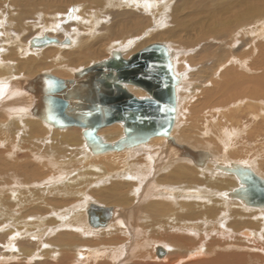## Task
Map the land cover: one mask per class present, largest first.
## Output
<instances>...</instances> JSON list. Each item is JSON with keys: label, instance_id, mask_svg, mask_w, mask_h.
I'll return each mask as SVG.
<instances>
[{"label": "bare ground", "instance_id": "1", "mask_svg": "<svg viewBox=\"0 0 264 264\" xmlns=\"http://www.w3.org/2000/svg\"><path fill=\"white\" fill-rule=\"evenodd\" d=\"M86 1H12V4L17 5L15 8L18 10L19 28L25 33L31 29L28 27L29 23L26 24L28 18L37 16L36 12L40 10L44 13L52 11L54 25L47 24L48 28L43 27L42 30L41 27L39 30H42L43 36L55 41L52 43L53 46L47 45L46 48L52 49L46 51L40 47H32L29 43L27 49L22 48L20 51V54L27 58L17 61L15 66H12L13 72L5 68L0 72V176L15 178V185L12 188L6 185L0 187V223L5 222L7 225L2 229L5 231L3 235L5 237L1 235V241H4L1 246L3 248L7 246L8 251L17 250L9 252L7 256L15 259L20 255L25 261L39 255V251L35 250L38 249L34 246L35 242L27 240L32 238L41 243L45 234L55 232V226L60 221L58 229L69 225L77 230L70 237L61 234L54 240L60 246L56 253L62 259L68 260L67 264L76 263L77 258L85 261H82V264L95 261L97 264H264V200L257 202L250 197L249 185L245 181L246 174H251L259 178L264 185V162L258 164L261 171L263 169L260 172L259 169H253V164L248 163L246 159L245 161L232 159L246 150L247 146L253 145L251 152L254 153L257 145L260 143L262 146L264 143V130L250 121H256L259 114L264 112V102L262 104L259 100L264 98V71L257 76L253 75L257 70L252 72L246 68L249 64L252 68L264 69V0L212 2L208 6L210 10L206 7L203 9L210 16L207 20H211L215 27L208 29L210 22L204 24L206 20H200L197 23L195 21L197 25H193L191 29L185 27L186 29L166 33L146 27L143 23L144 18L139 17L141 13L136 16V11L132 9L141 2L137 1L134 6L136 0H112L111 2L116 1L119 5L129 1L134 8H129L131 11H128L127 16L130 21L126 20L128 24L124 23L125 26L117 28H115L117 24L112 28L109 26L107 40L98 39L94 28H84V24L92 26L94 23L85 21L84 10L79 5ZM1 2L4 0H0V5ZM155 2L147 1L142 8L154 10ZM191 3L192 0H185L184 5L189 6ZM71 8L73 10L68 14ZM157 13L160 14L158 16L160 19L159 10L153 14ZM60 15L65 21L60 22V19H56ZM148 15L152 16L149 13ZM72 19L76 20V26L87 31L77 32L74 29L76 31L72 34L67 31L61 34L59 31L66 24L64 22H71ZM177 23L180 25L179 21ZM40 24L38 23L39 26L36 28L40 27ZM140 33L141 37L146 38L139 42V39H134V35ZM194 34H197L195 39L199 40L210 37L226 38L225 41L228 39L230 43L238 39L243 43L246 39L252 40V48L248 54L250 57L237 60L231 55L233 58H228L227 63L233 65L221 73L219 82L213 83L215 87L211 94L214 95L208 94L204 103L206 108L202 107L201 111L199 110L201 113L195 115V124L201 119L203 125L208 123L207 126L210 127L211 124H216L215 141H220L222 145L224 143V148L220 152L216 149L194 147L200 138L198 134L189 137L185 129L188 126L186 122L188 109L184 106L186 96L183 93L178 96V90L183 87L182 75L179 72L184 70L182 62L184 57L177 55L173 47L178 48L177 45L180 43L188 42L190 36ZM119 36L123 37L119 39L121 41L110 45V41H113V38L118 39ZM250 36L253 38H249ZM165 37L173 40L169 44L170 47L166 43H157L162 44L168 53L166 57L172 66L175 94V120L168 135H151L150 132L131 135L125 131L124 122H116L112 127L100 130L111 126L108 125L98 129L96 135L104 139L101 138V142L110 146L105 151H99V148L85 137L87 128L78 127L84 130L86 147L94 154L91 156L85 151L84 140L79 130L48 124L36 114L37 100L31 89L34 78L51 73L55 77L75 81L83 68L89 67V64L102 55L106 57L110 53L112 57L120 53L128 59L144 44ZM136 40L139 43H136ZM18 50L13 49L12 57H20ZM176 66L179 71L177 74ZM46 69H49V72H46ZM42 70L45 72L39 73ZM132 87L136 88L134 84L127 85L135 97L139 99L147 97L146 91L140 88L133 90ZM258 104L261 105L259 109ZM118 124L123 125V130ZM66 128L69 129L60 130ZM250 128L252 131L237 141L244 132L242 130ZM48 131L51 137H48ZM232 138H237L234 142L237 141L235 144L240 147L230 144ZM18 148H22L26 153L22 154L21 150L18 152ZM15 155L24 160L33 155V160L43 162L45 168L50 169L49 174L43 173L41 168L33 163L23 167L17 163L16 166L19 168L17 169L8 161ZM248 155L250 156V153ZM5 163L8 166H5ZM77 165L80 167L77 168ZM51 170L54 171L51 173ZM21 172L26 178L30 177L33 180L29 178L32 181H26L25 178L24 181H19L18 176H22ZM35 177L38 180L34 182ZM246 188L248 190H245ZM91 204L112 209L113 214L106 225L95 227L89 223V215L87 218L86 212H89ZM142 208L143 212L134 217L132 213ZM50 211L52 216L47 214ZM62 219L66 220L65 223ZM147 220L149 223L145 225ZM139 222H142L143 229L139 228ZM50 224L52 228H49ZM91 234H95L99 240L83 242L80 238ZM153 249L156 256L158 253L160 257L164 255L166 257L163 260L157 258L155 260L152 258ZM42 253L48 254L45 251ZM3 257L6 255L0 257V262L4 261ZM17 263L23 264L21 260Z\"/></svg>", "mask_w": 264, "mask_h": 264}, {"label": "rangeland", "instance_id": "2", "mask_svg": "<svg viewBox=\"0 0 264 264\" xmlns=\"http://www.w3.org/2000/svg\"><path fill=\"white\" fill-rule=\"evenodd\" d=\"M9 1V0H8ZM7 0H4V2H1L2 4L0 5V21H2V22H0V27H2L1 29H0V31H2V32H0V72L1 71H3L4 70V68L7 70V71H12V69H13V67L15 66V64H16V62L17 61H20L21 59H24V57L25 56H23V55H21L20 53V51H22V48H24V49H27V46L29 45L30 46V42H31V40L32 39H34V38H36V37H42L43 35V33H42V30H43V27L44 28H48V25L47 24H49V26L50 25H54V21H53V16H54V14H53V16H52V11H47L48 13H44L42 10H40V11H37L36 12V14H37V16L36 15H33L32 17H30V18H28L27 19V23L26 24H28V27H30L31 29H29L28 31H26V33L25 32H23V31H21V28H19V22H18V20H19V16H17L18 15V10H17V8H15V7H17V5L15 6V4L13 3L12 4V1L13 0H10L9 2H8ZM30 1H38V0H30ZM44 1V0H43ZM89 1H91L92 2V4H91V2H89ZM112 0H94V1H92V0H87L86 2H87V4H86V2L84 3V4H79V5H81V7H82V9L84 10V16H85V18H86V20L85 21H94V23H92V26H87L88 24H84V28H90V27H92V28H94L95 30H94V32L97 34V36H98V39L99 38H102L103 40H107V39H109V34H107L108 33V29L110 30V28H112L113 27V25H114V27L116 26V24H117V26L115 27V28H117V27H119V26H125L124 25V23H127V21H128V19H130V18H128L129 16H127V14H129V12L131 11L130 9L131 8H134L133 7V5H132V3H130L129 1V4H130V6H129V4H128V2H126V1H124V2H122L121 3V5H119L118 4V2H111ZM135 1V0H134ZM137 1L138 2H141V3H138L137 4ZM147 1H150V0H136L135 1V3H134V6L136 5V7H138V8H134V9H132V10H135L136 11V16L138 17V14L139 13H141L140 14V18L141 19H143L144 18V25L146 26V27H150V29H152V30H157V31H161V32H163V33H166V32H170V31H172V30H178V29H181V28H184V29H191L192 28V26L193 25H197L196 23L197 22H199L200 20H202V21H204V20H206V21H204V24H207V22L209 21L210 22V26H209V28L208 29H210V28H213V27H215V25L212 23V21L211 20H207V19H209L210 18V16L208 15V14H206L205 12H206V10L205 9H203V7H206V8H209L208 6H209V4H211L212 2L213 3H215V2H220V1H223V2H225V0H192V3L188 6V5H184L185 4V0H155L156 2H155V8H156V11H155V8H154V10H149V9H145V8H142V6H143V4H145V2H147ZM173 1V2H172ZM227 1V0H226ZM6 2H7V5H6ZM89 2V3H88ZM105 2H106V4H108V6H106V4H105ZM107 2H109V3H107ZM5 3V4H4ZM9 3V4H8ZM93 3H94V5H93ZM96 3V4H95ZM99 3H100V6H98L99 5ZM181 3V4H180ZM183 3V4H182ZM194 3V4H193ZM10 4H12V5H10ZM30 7H31V5H30V2H28L27 3ZM89 4V5H88ZM126 4V5H125ZM140 4H142L141 6H140ZM101 5H103L102 7H101ZM160 5V6H159ZM13 6V7H12ZM92 8H91V7ZM107 8V9H105V7ZM144 6H146V5H144ZM179 6V7H178ZM194 6V7H193ZM2 7V8H1ZM12 8V11H11V8ZM75 7V6H74ZM88 7H89V9H88ZM114 7V9H112ZM118 7V8H117ZM141 7V8H140ZM4 8H6V9H4ZM9 8V9H8ZM73 8V7H72ZM71 8V10H69V12H68V14H70V12L73 10ZM130 8V9H129ZM179 8V9H178ZM31 9V8H30ZM95 9H96V11L98 12H96L95 11ZM98 9V10H97ZM5 10V11H4ZM7 10V11H6ZM17 10V11H16ZM90 10V12H88ZM112 11V12H110V11ZM114 10H115V12H114ZM117 10V11H116ZM130 10V11H129ZM142 10V11H141ZM157 10H159L160 11V13H161V18L159 19L158 18V16L160 15V14H153V13H156L157 12ZM175 10H177V11H175ZM189 10V11H188ZM204 10V14L201 12V11H203ZM207 10H210V8L209 9H207ZM17 13V14H15V12ZM96 13H95V12ZM109 11V12H108ZM123 11V12H122ZM125 11V12H124ZM129 11V12H128ZM134 11V12H135ZM154 11V12H153ZM183 11V12H182ZM11 12H12V14H11ZM42 12V13H41ZM118 12V13H117ZM134 12H131V13H134ZM143 12V13H142ZM5 13V14H4ZM41 13V14H40ZM106 13H107V15H106ZM112 13V14H111ZM114 13V14H113ZM115 13H117L116 14V16H118L117 18H115L116 16H115ZM121 13H122V15H121ZM124 13V14H123ZM148 13L149 14H153L151 17H150V15H148ZM200 13H202L201 14V16H199V14ZM46 14V15H45ZM101 14V15H100ZM109 14V15H108ZM143 14V15H142ZM190 14V15H189ZM195 14H196V16H195ZM5 15V16H4ZM12 17H11V16ZM41 15V16H40ZM44 15V16H43ZM48 15V16H47ZM125 15V16H124ZM141 15H142V17H141ZM146 15V16H145ZM203 15V16H202ZM204 15H205V18H204ZM17 16V17H16ZM98 16V17H97ZM100 16H101V18H100ZM106 16V17H105ZM126 16H127V18H126ZM148 16V17H147ZM192 16V17H191ZM15 17H16V19H15ZM120 17V18H119ZM153 17H154V19H153ZM200 17V18H199ZM9 18V19H8ZM13 18V19H12ZM46 18V19H45ZM53 18V19H52ZM62 18V15H60L59 16V18L57 17L56 19H60V22H62V21H65V20H63V18ZM98 18H100L99 20H101V21H99L98 20ZM107 18V19H106ZM179 18V19H178ZM184 18H185V20H184ZM187 18V19H186ZM196 18V19H195ZM18 19V20H17ZM32 19V20H31ZM36 19H38V20H36ZM42 19V20H41ZM114 19H115V21H114ZM125 19V20H124ZM153 19V20H152ZM181 19V20H180ZM17 20V21H16ZM46 20V21H45ZM104 21V23H103V21ZM111 20V21H110ZM119 20H122V21H119ZM127 20V21H126ZM150 20V21H149ZM152 20V21H151ZM156 20V21H155ZM191 20V21H190ZM96 21H98V22H96ZM130 21V20H129ZM128 21V22H129ZM159 21H160V23H159ZM179 21V24L180 25H178V23L177 22ZM184 21V22H183ZM190 21V22H189ZM195 21H196V23H195ZM12 22V23H11ZM18 22V23H17ZM32 23V25H31V23ZM51 22V23H50ZM108 22V23H107ZM114 22V24H112ZM116 22H118V23H116ZM123 22V23H122ZM149 22H150V24H149ZM153 22V23H152ZM180 22H182V23H185V25H181V23ZM4 23V24H3ZM17 23V24H16ZM40 24L41 26L40 27H38V28H36V26H39V25H37V24ZM53 23V24H52ZM64 23H66L64 26H62V29L59 31V32H61V34H64V31H67L69 34H72V33H74L76 30H77V32H82V31H87V29H84L83 27L80 29L78 26H76V20H74V19H72L71 20V22H64ZM99 23V24H98ZM107 23V24H106ZM111 25H110V24ZM45 24V25H44ZM74 24V25H73ZM93 24H94V26H93ZM97 26H96V25ZM106 26H104V25ZM128 24V23H127ZM158 24V25H157ZM187 24V25H186ZM191 24V25H190ZM68 25V27H66ZM99 25V26H98ZM103 25V26H102ZM35 26V27H34ZM109 26H110V28H109ZM154 26L156 27V28H154ZM180 28H179V27ZM190 26V27H189ZM17 29V27L19 28V29H15V28ZM42 27V28H41ZM104 27V28H103ZM186 27V28H185ZM203 27V26H202ZM6 28V29H5ZM10 28V29H9ZM42 29V30H39V29ZM59 28V27H58ZM74 29H76V30H74ZM84 29V30H83ZM81 30V31H80ZM97 30V31H96ZM102 32H101V31ZM199 30V29H198ZM5 31H6V33H5ZM38 31V32H37ZM105 32V34H104V32ZM159 31V32H160ZM208 31V30H207ZM8 32H9V35H8ZM36 32V33H35ZM59 32H57V33H59ZM105 35H103V34ZM118 33L120 34L121 32L120 31H118ZM2 34V35H1ZM56 34V33H55ZM26 35V36H25ZM108 35V36H107ZM141 35V33L140 34H138V35H134L135 36V38H134V36L133 37H131V39L132 38H134V39H139L138 41L140 42V41H142V40H145V38H146V36L144 37V36H140ZM8 36H9V38H8ZM140 36V37H139ZM14 38V39H13ZM121 38H123V37H121V36H119L118 37V39H116V38H113V41L111 40L110 41V45H112L114 42H116V41H121V40H119V39H121ZM186 38V37H185ZM195 38H197V34H194V35H192V36H190V40L187 42V41H184V42H182V43H180L179 45H177V47L178 48H176V47H173V49L177 52V55H179V56H182V57H184L183 58V67H184V70H182L181 72H179V71H177L178 69H177V67L178 66H176V69H175V71H176V74L179 72L181 75H182V81H183V84H182V86L183 87H181L178 91V96L180 95V93H183L185 96H186V102H185V105L184 106H186L187 107V109H188V116H187V119H186V122L188 123V126L185 128L186 129V133H187V135L189 136V137H192L193 135H195V134H198L197 136L200 138L199 139V142H197L196 143V145H194V147H197V148H210V149H212V150H217L218 152H220V150L221 149H223L224 148V143H223V145H222V143L220 142V141H215V139L217 138V132H216V130H215V126H216V124H211L210 125V127H209V125L207 126V124H205V125H203V121H202V119H201V121L199 122V123H196L195 124V115L197 114V113H199L201 110L200 109H202V107L203 108H206V105L204 104L205 102H206V100H207V98H208V94H211V92H212V89L215 87V85L213 84L214 82L216 83V82H219L220 81V79H221V77H222V74H223V72L224 71H226V69L230 66V65H233V64H231V63H227V60H228V58H233V57H235L237 60H240V58H249L250 56L248 55L250 52V49L252 48L251 47V43H252V40L251 39H246L245 41V43H243V42H241V41H239V39L236 41V42H234L235 43V45H234V43H230L229 41H228V39L225 41V39L226 38H221V39H212V37H210L209 39H195ZM249 38H253V36H250ZM21 41H20V40ZM1 40H3L4 42H6V43H4L3 41H1ZM18 40V41H17ZM126 40H129V39H126ZM125 40V41H126ZM159 40V41H158ZM158 40H154V41H151V42H149V43H146V44H144L143 46H141L139 49H137L135 52H134V54H136L137 52H139V51H141L142 49H144V48H146L147 46H148V44H149V46L150 45H152L153 43L155 44V43H157V42H160V43H166V44H168V46H169V44H171V42H173V40L172 39H168V38H164V39H158ZM197 40V41H196ZM10 41V42H9ZM20 41V42H19ZM124 41V45H126V42ZM137 41V40H136ZM136 42V43H139V42ZM26 42V43H25ZM28 42V43H27ZM233 42V41H232ZM106 43H108V42H106ZM175 44L177 43V41H175L174 42ZM2 44V45H1ZM9 44H11V45H9ZM17 45V46H16ZM54 44H50V45H48V46H53ZM109 45V46H110ZM48 46H46V47H48ZM17 47V48H16ZM46 47H42L41 49L42 50H49V49H52V48H46ZM107 47H108V45H107ZM170 47V46H169ZM13 49H15V50H18V57L19 58H14V57H12V53L14 54V51H13ZM104 49H105V47H104ZM8 51V52H7ZM132 51H133V49H132ZM12 52V53H11ZM180 52V53H179ZM11 53V54H10ZM110 53H108V55H106V57H105V55H102V57L100 56L99 58H97V59H95V61H93L91 64H89L90 66L91 65H93V64H95V63H99V62H102V61H104V60H106V59H108V58H110L111 57V55H109ZM134 54H132V56L134 55ZM32 55V57H35V55H33V54H31ZM233 57H232V56ZM246 55H248V57L246 56ZM258 55V54H257ZM16 57V56H15ZM23 57V58H22ZM29 57H30V55H29ZM53 57V56H52ZM103 57H105V58H103ZM181 57V58H182ZM25 58H27V57H25ZM51 58V57H50ZM226 59V60H225ZM236 59H234V62L236 61ZM13 60V61H12ZM12 62V63H11ZM218 64V65H217ZM226 64V65H225ZM6 65V66H5ZM10 65V66H9ZM13 66V67H12ZM221 67V69L219 68V67ZM248 67H246V68H248V69H251L250 71H254V70H257V71H254L253 72V75H257V76H260L261 75V73H263V71H264V69H263V67L262 68H260L259 70L257 69V67H253L252 68V66L251 65H247ZM88 67V66H87ZM174 67H175V65H174ZM231 67V66H230ZM86 68V67H85ZM85 68H83V69H85ZM10 69V70H9ZM50 69V68H49ZM49 69H46V72H49ZM82 69V70H83ZM48 70V71H47ZM13 72V71H12ZM45 72V70H42V71H39V73H44ZM256 72V73H255ZM258 72V73H257ZM260 72V73H259ZM222 73V74H221ZM48 74H51V73H48ZM184 75V76H183ZM1 76V75H0ZM132 89L134 90V89H136V88H134V87H132ZM146 93V92H145ZM146 95H147V97H148V94L146 93ZM211 95H214V94H211ZM260 101H262L261 103L263 104V102H264V98H261V99H259ZM179 102H180V98L178 97V106H179ZM259 105L260 104H258L257 106H258V108L257 109H259L260 107H259ZM256 106V107H257ZM261 106V105H260ZM263 107H264V105H263ZM179 110V109H178ZM200 110V111H199ZM261 110V109H260ZM264 110V109H263ZM237 111V110H236ZM187 112V111H186ZM239 112V111H238ZM201 113V112H200ZM237 113V112H236ZM235 113V114H236ZM258 113H260L259 111H258ZM262 114V113H261ZM261 114H259V117L256 119V121H254V120H250L251 122L253 121L254 123H255V126L256 127H258V128H260L261 130H264V112H263V114H262V118H261ZM238 115V114H237ZM177 117H178V119H179V116L177 115ZM181 118V117H180ZM259 118H261L260 120H258ZM217 120H219V118L217 117ZM216 120V122H218ZM178 121V120H177ZM260 122H262V123H260ZM114 125V124H113ZM113 125H111V126H108V127H105V128H102V129H100V130H103V129H106V128H109V127H112ZM121 128H122V130H123V125L122 124H118ZM184 125H185V123H183V126L182 127H184ZM251 125H253L252 123H251ZM263 125V126H262ZM212 126H213V128H212ZM250 127H254V126H250ZM50 129L52 128L51 126L49 127ZM54 128V127H53ZM203 128V129H202ZM241 128V127H240ZM252 128H250V129H247V130H242V132L243 133H241V135L239 136V139L237 140V138H232L231 139V143L230 144H232V145H234L237 141H239L240 139H242V137H245L246 135H248V133L249 132H251L252 131ZM67 129H69V128H66V129H60V130H67ZM70 129H73V130H79V132H81V136H82V138H83V140H84V147H85V151L89 154V155H91V156H93L94 154H92L89 150H88V148L86 147V141H85V139H84V136H83V132H84V130L82 129V128H78V127H73V128H70ZM205 130V131H204ZM226 130H228V129H226ZM226 135H227V133H226ZM51 137V134H50V131H48V137ZM61 136V134L59 135V137ZM215 136V137H214ZM100 137V136H99ZM102 138V137H101ZM103 139V138H102ZM104 140V139H103ZM214 140V141H213ZM234 140H237L236 142H234ZM234 142V143H233ZM258 144V143H257ZM262 146H260V143L257 145V147L255 148V150H254V153L253 152H251L252 151V148L251 147H253V145H251V146H247L246 147V150H244L243 152H241V154H238V155H235V157L236 158H232V159H236L237 161H241V160H244L245 161V159H246V161L248 160V163H252L253 164V169H259L258 171H260V172H262L263 171V169H262V171H261V167L258 165L260 162H264V143H262L261 144ZM235 146H238V144H235ZM238 147H240V146H238ZM237 147V148H238ZM258 148V149H257ZM19 149V148H18ZM28 149V148H27ZM219 149V150H218ZM262 151H261V150ZM22 151V148H20L19 150H18V152H21ZM209 150V149H208ZM212 150H211V152H212ZM27 151V150H26ZM210 151V150H209ZM222 151V150H221ZM22 154H25L26 152H21ZM33 154L35 153L34 151L32 152ZM248 153H250V156L248 155ZM257 153V154H256ZM246 155H248V156H246ZM95 156H99V155H95ZM239 156V157H238ZM256 157V158H255ZM34 159V156L32 155L31 157H28V158H25V160L24 159H19L18 158V155H15V156H13V158L12 159H10V160H8V161H10V163L11 164H13V166L15 165L16 166V164L18 163V164H20V166H25V165H27L28 163H29V165H31L32 163L33 164H35L36 166H38V167H40L41 168V170L43 171V173H48L49 171H50V169H48V168H45V165H43V162H39V161H35V160H33ZM13 159H15V161L13 160ZM261 160V161H260ZM24 162V163H23ZM38 163V164H37ZM5 166H8V164L7 163H5L4 164ZM44 166V167H43ZM17 167V166H16ZM80 167V165H77V168H79ZM260 167V168H259ZM76 168V169H77ZM0 169H1V166H0ZM17 169H19L18 167H17ZM47 169H48V171H47ZM121 169V168H120ZM7 170V169H6ZM54 170H51V173L53 172ZM249 172H250V170H249ZM22 173V172H21ZM75 173V172H74ZM168 173V172H167ZM23 174L24 173H22L21 175L23 176ZM49 174V173H48ZM77 174V173H76ZM76 174H74V175H76ZM164 174H166V172L164 171ZM73 175V176H74ZM18 176V177H20L19 178V181H24L25 180V178H26V176ZM30 177H27L26 178V181H32L33 179L32 178H30V179H32V180H30L29 179ZM37 177H35V179H34V182H35V180L37 181L38 179H36ZM3 182H5V183H3ZM13 182V183H12ZM23 183V185H26V183L25 182H22ZM7 186V187H10V188H12L14 185H15V178L13 177V176H0V187H4V186ZM27 193H28V191H27ZM156 200V199H155ZM88 201V200H87ZM85 204V203H84ZM141 210H143V208L142 209H140V210H136L135 212H133L132 214H133V216L134 217H136V216H138V214L139 213H142L143 211H141ZM49 216H52V211H50V212H48L47 213ZM86 214H87V218H88V212H86ZM63 220V223H65V219H62ZM149 223V220H147V223L145 222V225L146 224H148ZM60 224V221H58V224L55 226L56 227V230H55V232L53 233V234H48V235H44L43 236V238H42V241H41V243L40 242H36V240H34V239H28L27 241H34L35 242V245L34 246H37V248L38 249H36L35 248V250H38L39 251V255H35V256H32L31 258H29V259H27V260H25L24 261V259L22 258V257H20V255H17V257L15 258V259H11L10 258V256H7V254H9V252H17V250L16 249H12V250H10V251H8V248H7V246H5L4 248H3V246H1V244L4 242V241H1V238H2V236L4 235V230L2 231V229L4 228V227H7V225H6V223L5 222H3L2 224L0 223V257H2V256H4V255H6V257H3L2 259H4V261L3 262H0V264H18L17 263V261L18 260H21L22 261V263L23 264H67L68 262V260H66V259H62L61 258V256H59V254L58 253H56L57 251H58V248L60 247L58 244V242H56V241H54V240H56L57 239V236L58 235H61V234H64L66 237H70L71 236V234L72 233H76L77 232V230L75 229V228H72V226H69V225H64V227L62 228V229H58L59 227H57L58 225ZM87 224H89L88 223V221H87ZM138 225V224H137ZM139 228H144L143 227V224H142V222H139ZM149 226V225H148ZM147 226V227H148ZM101 227V226H100ZM103 227H105V226H103ZM49 228H52V225L50 224L49 225ZM70 233V234H69ZM2 235V236H1ZM3 237H5V236H3ZM82 240H83V242L84 241H88V240H94V241H97V240H99L96 236H95V234H91V235H86V236H84V237H80ZM23 241V240H22ZM38 244H40L39 246H38ZM151 245V244H150ZM150 247V246H149ZM152 247V246H151ZM154 250V249H153ZM43 251H45V252H47L48 254H44V253H42ZM71 252H73V251H71ZM153 254V256H152V258H154L155 260H156V258L158 259V260H163L165 257H166V255H164L163 257H160L159 255H158V253H157V256H156V254H155V250L152 252ZM76 258H77V256H76ZM48 259V260H47ZM61 259V260H60ZM86 259V258H85ZM43 260V261H42ZM48 261L47 263H44V261ZM65 260V261H64ZM24 261V262H23ZM42 261V262H41ZM77 262L76 263H74V264H82V261L83 262H85L84 260H82V259H78L77 258V260H76ZM67 262V263H66ZM91 262H89V263H87V264H90ZM98 262H92L91 264H97ZM126 264H131V263H126Z\"/></svg>", "mask_w": 264, "mask_h": 264}, {"label": "water", "instance_id": "3", "mask_svg": "<svg viewBox=\"0 0 264 264\" xmlns=\"http://www.w3.org/2000/svg\"><path fill=\"white\" fill-rule=\"evenodd\" d=\"M54 41L42 36L30 43L32 47L42 48ZM165 50L162 44L155 43L128 59L116 53L85 68L75 81L44 73L34 78L31 88L37 100L35 112L45 122L59 128H87L85 137L99 151L110 146L96 135L98 129L116 122H124L125 131L131 135L148 132L168 135L175 120V94L172 66ZM129 84L150 96L135 97L127 88ZM246 177L250 197L263 201L262 181L251 174ZM112 214L111 208L91 204L89 223L95 227L106 225Z\"/></svg>", "mask_w": 264, "mask_h": 264}, {"label": "snow or ice", "instance_id": "4", "mask_svg": "<svg viewBox=\"0 0 264 264\" xmlns=\"http://www.w3.org/2000/svg\"><path fill=\"white\" fill-rule=\"evenodd\" d=\"M51 86V85H50Z\"/></svg>", "mask_w": 264, "mask_h": 264}]
</instances>
